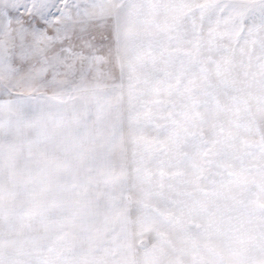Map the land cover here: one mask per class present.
Segmentation results:
<instances>
[{
    "label": "snow or ice",
    "instance_id": "snow-or-ice-1",
    "mask_svg": "<svg viewBox=\"0 0 264 264\" xmlns=\"http://www.w3.org/2000/svg\"><path fill=\"white\" fill-rule=\"evenodd\" d=\"M0 264H264V0H0Z\"/></svg>",
    "mask_w": 264,
    "mask_h": 264
}]
</instances>
